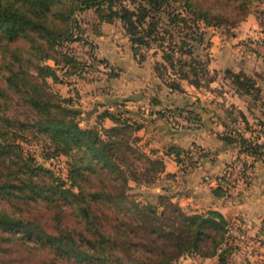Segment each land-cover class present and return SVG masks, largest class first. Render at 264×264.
Segmentation results:
<instances>
[{
  "label": "trees",
  "instance_id": "obj_1",
  "mask_svg": "<svg viewBox=\"0 0 264 264\" xmlns=\"http://www.w3.org/2000/svg\"><path fill=\"white\" fill-rule=\"evenodd\" d=\"M257 1L0 0V264H9L18 247L31 252L27 240L36 243L34 255L43 264H172L188 253L227 264L237 246L226 241L220 212L187 211L165 192L156 193L157 203L129 192V181L158 178L163 160L156 149H141L135 134L141 123L123 103L96 113L97 121L110 124L82 126L74 98L53 90L48 79L63 81L61 71L94 81L89 71L98 64L107 77L116 75L81 37L76 14L92 9L98 23L119 20L135 61L143 58L139 49L157 45L160 60L153 69L161 78L167 72L165 86L180 90L179 80L198 86L207 67L193 48L203 42V26L241 20ZM74 42L85 47L89 60L72 52ZM225 72L238 92L257 95L253 77ZM153 112L173 125V115L195 119L179 107ZM38 137L47 148L43 158L66 156L69 184L23 151L19 141ZM222 138L250 155V168L264 158L263 141L254 136ZM192 152V146L163 148L182 168L196 165L201 153L192 158ZM217 179L213 190L225 195Z\"/></svg>",
  "mask_w": 264,
  "mask_h": 264
},
{
  "label": "rangeland",
  "instance_id": "obj_2",
  "mask_svg": "<svg viewBox=\"0 0 264 264\" xmlns=\"http://www.w3.org/2000/svg\"><path fill=\"white\" fill-rule=\"evenodd\" d=\"M76 20L81 31L82 39L93 45L98 57L110 61L111 58L115 59V57H117L116 53L118 57L121 55V64H110V70L108 72L114 74L119 73L121 75L119 78V84L117 85L119 86L118 88H126V90L122 92L123 94L127 95L130 91L128 95H138L136 98L137 103L130 104L133 105L131 109L136 112L134 114L136 115V118H140L137 114H140L141 112L145 114V116H142V119L148 120V112H145L144 109L147 108L146 105H150L151 99H148L149 97H143L145 95L144 91H146L145 87H149L155 94L157 91V95L161 93L163 94L161 96H168V94H164V90H162L164 89L163 77L166 78L167 72H165L166 74H163L162 78L156 76L159 78L157 83H151L149 79L151 72L155 74L153 69L154 61L160 60V51L157 48V45L151 43L148 48L142 47L139 49V53H142L143 58L140 62L136 61V63H138L136 66L138 70H132L134 66H132L133 61L130 58L131 51L129 49V40L118 19H114L111 23H98L95 13L91 9L78 12L76 14ZM97 29L101 31L100 36L96 35ZM175 39H177V37H175ZM237 45L238 47H236ZM114 46H117V49H119L120 52H118V50H116V52L112 50ZM77 47L78 46L70 45L71 50H79ZM221 49L224 59L223 62L220 63L219 61H216L215 55L219 54V50ZM193 51L199 54L198 57L201 60H206L207 72L199 78L201 79L200 85L192 87L189 85L190 83H187L185 80H179L178 83L180 90L173 89L175 91L172 93V96H170V99H173V101L164 103L163 100H159L161 101V104H165L161 107L184 108L185 110H189L195 116V119L188 120L180 115H175L176 119L172 118L175 125L171 124L169 120L167 121L165 118L160 119L163 122L161 123L166 126V122H168L170 126L178 128L183 125L193 127L197 123V115L200 113V108L206 107L209 111L210 109H217L225 117L226 129L223 130L225 131V135L238 137L244 135L243 133L245 132L246 134L248 133L247 137L250 138L251 136H254L257 141L263 138L264 133L261 131L262 129L258 127V124H260L259 121H255L251 124L247 121V124H244L242 122V116H249V113H240L235 105L232 102H229L230 99L227 95L230 89H234V85L231 82V76L225 71L226 69H231L232 71L238 70L239 68H235L233 63H240V66H238L240 69L245 68L255 74L256 72H259L258 74L262 75V78L260 79L257 77L256 79L261 84L264 83V0L255 2L249 8V12L241 20L235 21L232 24L221 23L218 25L203 26V42L194 44ZM105 54L107 55V58L104 56ZM47 62L51 63L50 60H47ZM167 70L170 71V68H167ZM58 75L63 81L53 82L48 79L50 86L53 90H57L61 95H71L74 98L75 105L82 112L77 116L79 124L82 126H104V118L99 121H97L96 118V113L100 111L103 107L102 105H104V90H98V88L104 85V66L98 64V68L90 69L89 75L97 77L94 81H87L86 79H81L75 75H65L61 71H58ZM138 76L141 82H134L133 79ZM209 77H212V79L207 81L206 79ZM127 80L129 82L126 83ZM131 80L132 82H130ZM96 85H100V87L96 88ZM154 86L156 87L155 89ZM256 86L259 87L258 84ZM137 88L138 91H136ZM219 91H224V94H221L220 96L218 94ZM94 92L97 94H94L96 95L95 97L93 95ZM88 95L93 97L90 98ZM244 97L242 103L243 106L248 105L256 108L257 104L262 101V96L259 95V92L257 95L256 93L255 95L246 94ZM186 105H192L194 109L187 108L185 107ZM253 111L254 110H251V112ZM135 134L138 136L136 131ZM142 137L143 134H141L138 139L139 146L142 150L149 153V148L142 140ZM19 143L23 151L33 155L36 162L49 168L54 175L60 177L66 185L69 184L66 178V156L56 153L52 154L49 158H43L42 154L46 152L47 148L45 147V142L42 140V137L34 139L28 138L27 140L19 141ZM190 146L199 149L200 155L202 149L199 145L191 144ZM222 168L223 166L219 172H221ZM128 183L131 186L129 192L132 193L136 199L157 203L156 193H158V189L155 190V186L162 183L159 177L152 182L147 183L142 180H139L138 182L129 181ZM25 242L31 246L32 251L28 252L18 247L15 251H18L20 256L15 253V258L10 260L9 264H43L39 262V256L34 255L36 250L32 245L36 246V243L31 240ZM172 264H210V262L205 263L198 255L188 253L177 257Z\"/></svg>",
  "mask_w": 264,
  "mask_h": 264
},
{
  "label": "crops",
  "instance_id": "obj_3",
  "mask_svg": "<svg viewBox=\"0 0 264 264\" xmlns=\"http://www.w3.org/2000/svg\"><path fill=\"white\" fill-rule=\"evenodd\" d=\"M100 34L101 31L97 29L96 35L100 36ZM112 50L115 52L118 50L120 52L117 46H114ZM221 51L222 49L219 50V54L215 55L216 61L220 63L224 59ZM104 56L107 58L106 54ZM116 56L115 59L111 58L110 61L108 60V63L111 65L112 63L121 64V55L118 57L116 53ZM130 58L134 64H132L134 66L132 70H138L136 67L138 63L134 61L132 54ZM233 65L235 68H239L238 70H242L247 75L253 77L255 84L259 85L258 92L262 96V101L257 104L256 108L248 105L243 106L242 103L245 98L244 95L246 94L240 93L234 88L228 92L229 102H232L240 113H249L250 117L246 115L242 116V122L244 124H247V121L250 124L255 121L264 123V83L261 84L256 79L257 77L261 79L262 75L258 74L259 72H256V74L252 73L245 68L240 69L238 67L240 63H233ZM120 76L119 73L109 77L104 75V85L102 87L96 85L95 87H100L98 90H104V105H102L104 108L113 109L119 105L117 103L118 101L123 103L121 106L127 110V114L141 123V126L136 130L139 138L143 134L142 140L148 148L156 149V153L162 156L163 171L159 175L162 183L155 186V190L158 189L159 192L167 193L172 200L188 211L203 212L206 209H215L224 218H228L233 214H239L250 225L248 229V233L250 234L254 232L255 225H261L258 230L260 237L258 245L253 246L247 243L237 245V249L229 254L227 264H264V227L261 222V220H264V158H258L253 161L248 172L247 182L244 185L225 195L216 193L213 188L218 181L217 176L220 173L221 167L238 152L237 142H226L222 138V135H225V131L223 130L226 129V119L222 113L217 109H210L209 111L206 107H199L200 113L197 115V123L193 127L186 125L179 128L173 127L166 121V126H164L160 120L164 118L153 112L165 105L161 104L162 100L164 103L173 101V99H170V96H172L175 90L164 85V89H162L164 90L163 93L168 94V96H161L163 95L161 93L157 95V91L155 94L149 87H145L146 91H144L145 95L143 97H149L148 99H151L150 105H146L147 108L144 109L145 112H148L149 117L148 120L142 119V116H145V114L140 112V114H137L140 118H136V115H134L136 112L131 109L133 105L130 104L137 103L136 98L138 95L130 96L128 95L130 91L127 93L128 96L122 93L126 88H118L119 86L117 84H119ZM149 79L151 83H157L159 80L156 74L152 72L150 73ZM133 81L141 82L139 76L135 77ZM127 82L129 81L127 80ZM189 85L194 87L191 84ZM136 91H138V88ZM218 94L221 96V94H224V91H219ZM88 97L91 98L93 96L88 95ZM185 107L194 109L192 105H186ZM251 110L254 111L251 112ZM108 124H110L109 119L104 118V125ZM243 134V136H247L248 133L246 134L244 132ZM259 141H263L261 148L264 150V139L261 138ZM167 144H175L183 148H188L191 144H196L201 147L202 152L196 165L182 168L175 162L171 154L163 153L162 150ZM199 258L203 259L205 263L217 264L214 256H199Z\"/></svg>",
  "mask_w": 264,
  "mask_h": 264
},
{
  "label": "built area",
  "instance_id": "obj_4",
  "mask_svg": "<svg viewBox=\"0 0 264 264\" xmlns=\"http://www.w3.org/2000/svg\"><path fill=\"white\" fill-rule=\"evenodd\" d=\"M70 45L78 46L77 48H79V50H72L76 56L89 60L84 46L75 42ZM175 117V115L172 116V118ZM199 152V149L193 148L192 158L198 157ZM250 158V155L246 153H238L223 165V168L219 173L221 176L219 183L226 194L245 184V179L250 170ZM260 226L261 225H255L254 232L250 234L248 233L250 225L239 214H233L226 218L224 226L226 241L235 245L247 243L257 246L260 240L258 235Z\"/></svg>",
  "mask_w": 264,
  "mask_h": 264
}]
</instances>
